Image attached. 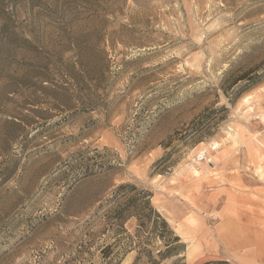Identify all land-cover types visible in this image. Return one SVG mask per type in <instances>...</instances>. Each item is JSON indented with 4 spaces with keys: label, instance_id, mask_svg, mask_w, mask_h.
<instances>
[{
    "label": "rangeland",
    "instance_id": "rangeland-1",
    "mask_svg": "<svg viewBox=\"0 0 264 264\" xmlns=\"http://www.w3.org/2000/svg\"><path fill=\"white\" fill-rule=\"evenodd\" d=\"M263 119L264 0H0V264H264Z\"/></svg>",
    "mask_w": 264,
    "mask_h": 264
},
{
    "label": "trees",
    "instance_id": "trees-1",
    "mask_svg": "<svg viewBox=\"0 0 264 264\" xmlns=\"http://www.w3.org/2000/svg\"><path fill=\"white\" fill-rule=\"evenodd\" d=\"M243 76L246 77L245 75ZM244 88V86H241L236 93H240ZM113 195L116 205L112 210V218L116 219L118 227L123 228L125 221L130 216L136 215L139 221L138 226L144 228L147 226V220L154 217V232L162 240L164 239L167 244V248L159 252L161 258L180 253L184 243L181 242L180 236L168 225L166 219L152 206L151 198L153 194L149 190L141 189L136 184L128 182L119 184L114 189ZM111 250L112 247L107 246L104 248V254L108 255Z\"/></svg>",
    "mask_w": 264,
    "mask_h": 264
},
{
    "label": "bare ground",
    "instance_id": "bare-ground-1",
    "mask_svg": "<svg viewBox=\"0 0 264 264\" xmlns=\"http://www.w3.org/2000/svg\"><path fill=\"white\" fill-rule=\"evenodd\" d=\"M251 108V107H250ZM263 121H264V119H263Z\"/></svg>",
    "mask_w": 264,
    "mask_h": 264
}]
</instances>
